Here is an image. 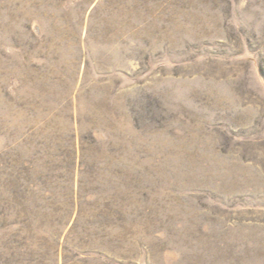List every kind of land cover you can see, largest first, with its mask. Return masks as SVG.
<instances>
[{
	"label": "rangeland",
	"instance_id": "rangeland-1",
	"mask_svg": "<svg viewBox=\"0 0 264 264\" xmlns=\"http://www.w3.org/2000/svg\"><path fill=\"white\" fill-rule=\"evenodd\" d=\"M0 264H264V0H0Z\"/></svg>",
	"mask_w": 264,
	"mask_h": 264
}]
</instances>
